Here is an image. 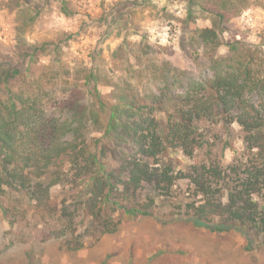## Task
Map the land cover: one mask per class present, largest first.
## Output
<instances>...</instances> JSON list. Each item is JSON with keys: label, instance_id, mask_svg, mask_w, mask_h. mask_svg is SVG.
Listing matches in <instances>:
<instances>
[{"label": "trees", "instance_id": "1", "mask_svg": "<svg viewBox=\"0 0 264 264\" xmlns=\"http://www.w3.org/2000/svg\"><path fill=\"white\" fill-rule=\"evenodd\" d=\"M257 1L187 0V20L200 12L211 21L191 37L210 54L211 75L179 87L166 65L144 66L153 88L142 91L91 70L66 81L71 88L52 102L43 76L31 72L39 56L52 58V41H22L14 55L0 53V219L40 221L43 242L59 240L76 253L83 243L72 244L69 230L106 234L122 221L154 218L155 199L184 181L191 192L181 219L263 235L264 48L223 36L224 24ZM221 46L225 53L214 55ZM62 66L59 57L49 61L52 74ZM234 124L244 149L226 164L213 149L232 137ZM178 156L191 161L185 170ZM56 188L64 191L59 202Z\"/></svg>", "mask_w": 264, "mask_h": 264}, {"label": "rangeland", "instance_id": "2", "mask_svg": "<svg viewBox=\"0 0 264 264\" xmlns=\"http://www.w3.org/2000/svg\"><path fill=\"white\" fill-rule=\"evenodd\" d=\"M257 2L224 24L227 40L236 35L264 48V0ZM207 17L197 12L196 19L187 20V0H0V53L14 55L22 41H52L46 52L52 58L39 56L31 67L32 76H43L52 102L71 88L66 81L75 83L73 79L91 70L109 83H127L142 91L153 88L144 66L155 70L166 65L179 87L211 75L210 54L191 44L194 31L211 27ZM225 50L221 46L213 54L220 56ZM55 57L63 64L54 72L57 75L49 67ZM232 127V137L219 138L213 149L223 153L226 164L235 157L233 150L244 149L238 125ZM90 134L99 136L96 130ZM178 158V169L191 163ZM190 190L187 182H178L169 196L153 200L154 218L136 224L122 221L111 226L115 231L110 233L72 228L67 236L71 243H83L76 253L68 252L59 240L43 242L37 231L40 221L22 218L25 221L10 226L0 219V264H151L158 251L163 255L154 264H264V234L250 239L237 229L217 232L213 225L181 219ZM59 192L64 193L53 190L54 198L60 196L57 202L62 199Z\"/></svg>", "mask_w": 264, "mask_h": 264}]
</instances>
